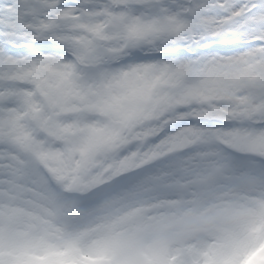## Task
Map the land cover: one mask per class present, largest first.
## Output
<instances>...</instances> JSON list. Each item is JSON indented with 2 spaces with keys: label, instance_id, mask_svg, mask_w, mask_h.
<instances>
[{
  "label": "rangeland",
  "instance_id": "374dc122",
  "mask_svg": "<svg viewBox=\"0 0 264 264\" xmlns=\"http://www.w3.org/2000/svg\"><path fill=\"white\" fill-rule=\"evenodd\" d=\"M74 2L80 11L63 17L57 15L53 23L47 13L60 0H31L34 7L27 10L20 21L21 27L25 31L54 29L64 38L63 52L70 54L69 50L74 49L77 62L75 65L64 61L59 66L45 64L17 78L0 74V143L22 145L47 163L66 188L81 191L103 186L167 151L198 141H211L213 137H220L241 150L264 154V130L246 127L220 130L188 126L170 132L158 143H147L149 137L161 129H170L180 117L264 119V60L258 52L195 55L208 45L245 42L246 33L239 26L228 27V22L215 14L213 5L222 6L221 0ZM216 34L233 37L211 40ZM181 47L189 48L193 57L135 61L123 69H107L109 62L136 52L174 51ZM88 68H95V72L88 73ZM84 78L85 82H78ZM10 81L27 82L31 89H17ZM37 83L39 89L35 88ZM7 98H16L17 102L5 104ZM223 99L226 102L217 105ZM182 106L193 107L181 113ZM72 113L102 114L106 125L83 119L68 123L57 120L58 115ZM22 115L33 117L39 129L53 138L67 139V150L45 147L33 137L32 129L25 126ZM133 141H140L143 146L137 147ZM124 149L129 152L121 153ZM217 154L210 146L198 154L206 157L204 163L197 161L198 155L169 163L131 190L108 199L117 202L115 206L109 202L108 205L120 214L105 211L107 205L103 208L102 204L99 206L104 212L101 221L70 232L54 223L57 210L38 180L32 188L23 189L4 174L17 167L13 155L1 151L0 264H123L120 261L123 247L134 243L136 247L137 243L145 248L147 245L141 241L145 235L157 239L164 237L162 231L168 228H192L193 223L207 227L211 220L225 217L240 219V229L226 226L212 243H193L190 246L193 251L199 249L196 254L192 255V248L186 254L179 249L167 254L163 251V241L159 240L158 248L153 247L144 254L148 262L134 264H264L262 234L257 245L262 250L250 263H245L254 251L251 238L257 233L258 219L256 213L250 221L251 211L256 210L248 205V200H256L264 209V176H243L230 163L217 166L214 164ZM225 165L229 166L223 172L224 178L215 179ZM212 166L216 172L211 171ZM94 168L97 171L93 173ZM178 169H184L186 180L175 175ZM208 175L215 177L207 179ZM240 177L252 184L248 187H243V182L237 184ZM152 181L159 184L149 186ZM133 189H139L140 193L134 195ZM179 191L188 192L189 198L180 199ZM166 194L175 197L169 199ZM27 195L32 202L28 208L22 209L11 201ZM206 198L210 199L209 204ZM182 205L187 206L184 215L175 218ZM16 222L27 227L16 229L12 226ZM248 226L252 227V234L247 245L230 243L237 236L246 239L238 230L247 235ZM36 229L41 232L35 233ZM97 229L102 234L87 240L89 233Z\"/></svg>",
  "mask_w": 264,
  "mask_h": 264
},
{
  "label": "snow or ice",
  "instance_id": "6c2138e0",
  "mask_svg": "<svg viewBox=\"0 0 264 264\" xmlns=\"http://www.w3.org/2000/svg\"><path fill=\"white\" fill-rule=\"evenodd\" d=\"M221 5H213L215 14L227 21L228 27L239 26L241 32L246 33L244 50L247 54L258 52L259 58L264 60V0H228L227 3L221 0ZM33 7L31 0H3L0 3V74L17 78L45 64L59 66L61 61L72 65L77 62L74 49L69 50V57L63 55L64 38L54 29L25 31L21 27L20 21ZM79 11L74 0H60L59 4L51 6L47 16L55 23L57 15L63 17ZM232 37L216 34L211 40ZM170 55L180 57L188 53L177 49ZM195 55H201V51ZM35 88L39 89L40 85L37 83Z\"/></svg>",
  "mask_w": 264,
  "mask_h": 264
},
{
  "label": "bare ground",
  "instance_id": "6f19581e",
  "mask_svg": "<svg viewBox=\"0 0 264 264\" xmlns=\"http://www.w3.org/2000/svg\"><path fill=\"white\" fill-rule=\"evenodd\" d=\"M114 204L115 203H113V205ZM134 251H135V249L129 244H126L123 247V249L120 253V258H121V261L123 262V264H127L130 258H134V256H133Z\"/></svg>",
  "mask_w": 264,
  "mask_h": 264
}]
</instances>
